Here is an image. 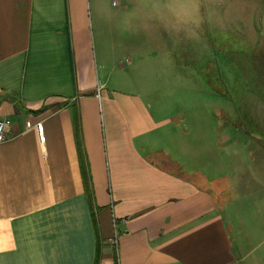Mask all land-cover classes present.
<instances>
[{"label":"crops","instance_id":"1","mask_svg":"<svg viewBox=\"0 0 264 264\" xmlns=\"http://www.w3.org/2000/svg\"><path fill=\"white\" fill-rule=\"evenodd\" d=\"M154 6L0 0V119L12 122L0 144V264H264V177L241 175L247 164L231 153L234 132H219L217 96L188 91L182 74V88L195 93L185 107L154 97L170 67L159 56ZM228 6L224 21L216 9L207 15L205 59L222 53L228 85L239 79L236 60L245 84L250 65L264 70V0ZM234 30L240 50L220 41ZM196 63L203 74L201 55ZM27 122L41 123L42 133Z\"/></svg>","mask_w":264,"mask_h":264},{"label":"rangeland","instance_id":"2","mask_svg":"<svg viewBox=\"0 0 264 264\" xmlns=\"http://www.w3.org/2000/svg\"><path fill=\"white\" fill-rule=\"evenodd\" d=\"M210 1L171 0L170 2V0H155L154 15L156 22L154 23V33L163 36L165 47V54L163 57L162 55L159 56L170 67L167 69V74L165 72L160 74L162 80L156 87H153L157 91L154 97L159 100L158 104H163L172 109L176 107L182 109V104L185 107L186 100H190L195 93H188L184 90V87L182 88V74H185L187 82L191 84L187 85L188 91L194 92L196 89L211 91L209 93L217 96L218 101L216 106L220 112L219 132L224 131L222 129L227 127L234 132L236 145L231 153L239 152L236 159L242 158L243 162L241 163L247 164L246 168L241 167L243 169L241 175H246L247 171V175H250V177H264V161L259 160L258 157L260 146L263 145L264 148V127H262L263 119L257 115L260 110L257 106L261 105L259 102L264 105V70L258 69L255 65H250L251 80L249 83L244 84L241 78L242 71L238 68L240 66L237 61L235 60V64L229 61L232 73L239 79L228 85L221 76V65L227 64L222 53L219 52L217 61L213 60L211 62L208 61L209 58L205 59L210 54V49L205 48V43L212 42L207 15L216 9V12L221 15L220 18L224 21L229 8L227 3L229 4L231 0H220V5L216 8L206 5ZM238 33L234 30L233 35L229 34L227 38L220 39V41L225 40L226 45L230 44L229 47L240 50L242 49L243 38L239 37ZM205 34H208L206 41L203 37ZM200 35L202 38L199 37ZM156 41V47L160 48L157 38ZM201 45L204 49L200 48ZM168 47L170 52L167 54ZM218 49L225 50L226 48L224 46L221 48V45L218 44ZM200 55L203 58V63L199 69L202 70L203 74H199L196 63V59ZM155 57L157 58V55ZM216 66L220 69L218 70ZM197 75H200L203 79L213 77V85H194ZM145 78L153 81L155 85V77L151 78L150 74L147 73ZM182 93L188 95L183 97ZM226 108H228L227 114L222 115L221 112ZM257 160L260 162L256 163ZM236 168L240 169L239 166H236Z\"/></svg>","mask_w":264,"mask_h":264},{"label":"trees","instance_id":"3","mask_svg":"<svg viewBox=\"0 0 264 264\" xmlns=\"http://www.w3.org/2000/svg\"><path fill=\"white\" fill-rule=\"evenodd\" d=\"M79 123H78V117L76 115V123H75V127H76V139H77V145H78V152L80 155V159L82 162V172H83V179H84V184H85V188H86V192L88 193L90 199L92 200L93 198V193H92V188H91V180L89 177V171H88V165L85 159V150H84V145L83 142L81 140V134H80V128H79Z\"/></svg>","mask_w":264,"mask_h":264},{"label":"built area","instance_id":"4","mask_svg":"<svg viewBox=\"0 0 264 264\" xmlns=\"http://www.w3.org/2000/svg\"><path fill=\"white\" fill-rule=\"evenodd\" d=\"M12 122L10 119H0V144L8 140V130L11 127ZM27 128H35L40 134L42 133V124L38 123L32 125L30 122L26 123ZM112 243L116 244V240L112 239Z\"/></svg>","mask_w":264,"mask_h":264}]
</instances>
